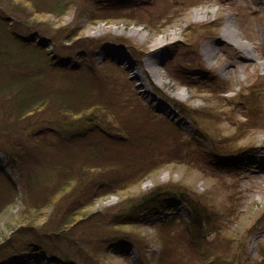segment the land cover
I'll return each mask as SVG.
<instances>
[{
	"label": "rangeland",
	"instance_id": "1",
	"mask_svg": "<svg viewBox=\"0 0 264 264\" xmlns=\"http://www.w3.org/2000/svg\"><path fill=\"white\" fill-rule=\"evenodd\" d=\"M94 1L119 11L101 16L94 12ZM10 30L40 42L64 65H104L109 82L101 90L115 93L107 98L117 105L96 115L112 123L108 135H118L110 149L71 164L68 180L62 181L55 158L63 151L83 155V150L49 131L32 135L27 121L15 117L10 90L1 91L0 119L18 127L12 136L0 133V171L16 188L11 202V191L1 181L0 206L5 209L0 242L21 224L20 215L32 202L26 203L25 195L32 193V199L44 203L43 189L51 191L56 184L67 186L66 194L57 201L55 218L51 206L43 208L46 217L64 222L69 206L71 221L81 218L69 235L78 246L64 244L67 257L56 259L44 248H25L12 264H206L215 254H235L241 263L257 264L264 257V0H0V45ZM159 39L169 46L153 53ZM75 40L85 44L74 48ZM236 40L251 51L238 49ZM9 48L13 60L7 65L0 59V83L10 73H31L17 61L36 54L19 50L13 40ZM68 74H53L46 81L56 85L74 80L71 74L77 73ZM53 110L38 112L35 119L57 113ZM199 127L209 130L208 138ZM22 142L32 153L25 159L17 152L20 159H10L6 144ZM122 177L120 187H126L117 188ZM158 188L180 191L219 209L214 225L221 230L206 244L215 248L209 251L214 255L201 256L204 252L189 242L181 221L172 227L158 222L161 216H187V202L177 195L170 196V209L146 216L147 225L119 228L118 236H126V243L105 239V231L96 226L103 212L111 216L126 198ZM88 197L92 221L70 209ZM160 232L171 235L172 242L161 244Z\"/></svg>",
	"mask_w": 264,
	"mask_h": 264
},
{
	"label": "trees",
	"instance_id": "2",
	"mask_svg": "<svg viewBox=\"0 0 264 264\" xmlns=\"http://www.w3.org/2000/svg\"><path fill=\"white\" fill-rule=\"evenodd\" d=\"M93 3L95 4L96 1ZM58 5L61 7V4ZM95 5L97 7H93L94 12L99 13L101 16L115 13L114 11H119L118 8L106 9L98 4ZM57 11H59V8H57ZM8 35L9 37H7ZM5 36L6 38H1V40H5H3L2 45H0V49H2V53L0 54L2 63L10 65L13 60V57L8 54L10 51L9 45L12 40L19 44V50H32L36 54L29 57H26L25 54L21 60L17 61V64L20 63V66L28 67L27 70L31 73H28L27 71L16 72L15 74L10 73L9 75L11 76L4 82L0 83V93L2 94V92L10 90L11 97L9 99L16 110L15 117L20 121H27L26 128L31 131L32 135L39 136L46 131H49L54 133L57 138H62L64 144L72 147L77 146L83 150V155L81 153L68 154L63 151L58 158H55L57 161L56 163L59 166L58 172H60V176L62 174V181L68 180L70 172L69 167L71 168V164L73 165L82 162V160L87 159L89 155H94L93 153H95V151L101 152L103 149H110V145L108 144L116 141L117 137L115 136H118L117 134H114V138L111 135H108V132L113 129L112 123L108 122L104 117L101 118L96 115L98 110H100V112L107 111L108 109H112V106L116 108L117 105L111 99L107 98L109 95H114L115 93L110 92V94H103L104 92L101 90L102 87L109 82L108 76L103 68L104 65H96L93 67L83 66L79 68L64 65L59 57L58 60L54 55H50V53L46 52V49L41 46L42 44L40 42H32L30 37H26L22 34L14 35L12 30L9 32L7 31ZM75 37L76 36L70 37V40H74ZM84 44L85 42H81V40H75L72 45L75 48L83 46ZM85 50L91 52L87 49ZM78 55L81 54L78 53ZM90 55L93 56L92 54ZM185 62L187 61L185 60ZM179 69L184 71L185 64L181 63ZM74 72L77 73L75 75L71 74L74 80L63 79L56 85L49 80L46 81V77H52L53 74L69 76L68 73ZM51 73L52 75H49ZM186 76L188 77L190 75L187 73ZM116 96L117 99L121 101L122 98L120 97L121 94L119 92L116 93ZM75 97L82 100L76 101L74 99ZM48 109H54L53 112L57 113H51L50 116L40 120L35 119L38 112H47ZM195 111L198 112V109ZM82 112H86L85 116L80 115ZM32 119H34V121ZM84 120H86L87 123L84 122ZM6 121L5 118L0 119V133H4L6 136H12L18 126L15 127L14 124ZM198 130H200L202 135L207 137L208 129L199 127ZM107 140L108 142H106ZM118 141L122 142L124 140ZM6 145L10 159H20L18 156L21 155V152L24 153V156L21 158L26 159L28 155L32 153L29 148H26L27 145L25 142H22L21 144L16 143L13 144V146L9 143ZM236 151H229V153H234ZM17 152L19 155H17ZM54 154H57V151H55ZM228 162L233 163L234 158L228 160L227 163ZM117 164L120 165V163ZM58 166L56 165V168ZM125 176L127 175L125 174ZM123 177L118 182H116L117 179L113 180V184L116 182L115 186L117 188L126 187L125 185L120 187V185L125 183L121 182ZM8 180L9 179L5 177V174L0 171V186H2L1 181H3L7 185V189H10L11 191L10 197L13 199L11 202H15V183ZM65 189H67V186L60 187L58 184L51 188V191L44 188V191L47 190L42 197V202L44 203H40L34 200V198L32 199L30 197V194L32 193L25 195V202L29 203V200H32V202L20 215L21 224L15 227V230H13L8 238H5L0 242V264H6V262H8L7 264H12L19 252L25 248H44V250L52 251V255L57 259L59 257H67L64 244H75V246H78L79 243H76V240L70 238L69 235H72L71 232L79 227L80 224L78 221L81 218L78 217L71 221V217H69L70 214L68 213L69 206L66 207L65 212L68 219L64 222H62V220L55 221L46 217V212L43 210V208L51 206L53 208L51 211V217L55 218V208L56 211H59V209H57L59 202L57 201L66 194ZM12 193L13 196H11ZM102 194L103 193H101V195ZM164 195L167 196V198L162 199V196ZM172 195H177L182 201L187 202V216L181 218L161 216L158 222L163 226L172 227L177 222L181 221L180 223L185 227L187 239L190 240L189 242L199 252H204L201 256L205 258L214 255L209 251L215 248H208L206 244L212 243L213 239H215H209L212 233L217 235L221 230L218 225H214L219 216V209L212 204H202L197 197L185 195L180 191L170 193L165 192V190L161 191V188H158L134 197H128L118 209H112L113 212L111 216L103 212V217L97 220L96 226L105 231V239L108 240L112 238L110 241L111 244L113 242L124 244L126 243L124 240L126 236H118L120 233L119 228L132 225L136 227L147 225L146 216H154L160 209L167 211L171 208L169 202L171 200L170 196ZM90 198L91 197H88L84 202H75L71 205L70 209L76 210L79 215L82 217L86 216L91 220L90 212L87 211V208L91 205L87 203ZM4 209L5 208H3V210ZM3 210L0 206V214ZM84 212L88 213L86 214ZM105 219H107V221H105ZM39 220H41L42 223L38 224L37 222ZM170 236L171 235H163L160 232L159 241L161 244H164L165 242L171 243L172 237ZM132 241L138 245L141 243L137 237L133 238ZM166 251L167 248L162 245V252L166 254ZM235 256V254L224 256L215 254V257L209 260L206 264H248V262L244 261L241 263L238 257ZM82 258H87V255H84ZM36 263L38 264L39 262ZM257 264H264V257L261 258Z\"/></svg>",
	"mask_w": 264,
	"mask_h": 264
},
{
	"label": "bare ground",
	"instance_id": "3",
	"mask_svg": "<svg viewBox=\"0 0 264 264\" xmlns=\"http://www.w3.org/2000/svg\"><path fill=\"white\" fill-rule=\"evenodd\" d=\"M137 7V6H136ZM237 42H235L234 44L235 45H238L239 44V47L237 46V48L239 49V48H242L243 50H245V51H251V48L250 47H248V46H243V43H238V40H236ZM241 42H243V41H241ZM158 45H156L157 47L155 48V49H153V53H157V54H159V53H161L162 51H163V49L165 48V47H168L169 45V43H165V40H163V39H159V42L157 43ZM157 54H155V55H157ZM155 55H154V57H155ZM151 58V57H150ZM151 61L153 62V59L151 58V60L149 61V63H151ZM139 71H137V73H138ZM159 72V73H158ZM157 73L159 74V76H160V80H161V82H163V80H162V76H163V74H161L162 72H160V71H158ZM137 76H139V73L138 74H136ZM145 91H147V90H145ZM182 94V93H181ZM164 105V104H163ZM196 108H199V107H196ZM263 170V169H262Z\"/></svg>",
	"mask_w": 264,
	"mask_h": 264
}]
</instances>
